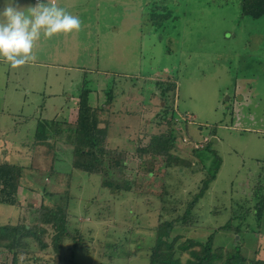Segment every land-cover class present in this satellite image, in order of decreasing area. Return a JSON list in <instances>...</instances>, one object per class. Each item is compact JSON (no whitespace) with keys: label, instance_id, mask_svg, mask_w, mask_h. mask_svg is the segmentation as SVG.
Here are the masks:
<instances>
[{"label":"rangeland","instance_id":"rangeland-1","mask_svg":"<svg viewBox=\"0 0 264 264\" xmlns=\"http://www.w3.org/2000/svg\"><path fill=\"white\" fill-rule=\"evenodd\" d=\"M55 4L78 16L81 30L41 37L36 61L19 69L0 60V161L25 167L19 203H0V223L31 222L30 207L50 204L44 188L70 186L72 192L71 235L61 254L33 247L23 253L24 264H149L150 247L163 232L157 227L184 213L219 158L216 177L193 211L195 226H177L173 233L199 241L212 236L224 252L264 259V16L243 15L241 0ZM154 13L168 17L156 22ZM168 78L176 88L163 97L157 81ZM84 80L94 107L115 89L112 113L102 117L111 122L110 145L133 152L131 176L137 145L170 128L177 136L173 152L192 165L168 167L166 180L158 171L147 189L152 194L113 193L101 175L73 168L72 147L63 140L35 144L38 123L48 122L52 131L54 118L75 121ZM213 137V151L203 150ZM194 148L206 156L202 163ZM164 181L167 193L160 197ZM74 234L81 241L77 249ZM19 258L0 250V264H20Z\"/></svg>","mask_w":264,"mask_h":264},{"label":"trees","instance_id":"trees-1","mask_svg":"<svg viewBox=\"0 0 264 264\" xmlns=\"http://www.w3.org/2000/svg\"><path fill=\"white\" fill-rule=\"evenodd\" d=\"M167 8L165 4L162 9ZM242 14L252 18L264 16V0H241ZM153 19H166L168 14H152ZM151 16V17H152ZM160 92L164 97L171 89L176 88V81L172 78L157 81ZM115 89L110 87L105 93L107 96L105 104L95 106L90 102L92 89L84 80L77 103V117L75 121L56 120L51 121L52 131L47 129L48 122L38 123L36 130L35 144L54 143L58 139L72 147V166L75 169L88 173L101 175L102 186L113 193L131 191L146 194L153 192L147 190L150 186L151 177H158V171L164 180L168 173V167L191 166L192 162L187 158L173 152L176 147L177 136L174 129L168 132L152 134L146 145L138 144L134 153L137 158L135 173L131 176L132 168L129 165L133 152L119 147H112L109 142L108 131L111 125L109 118L102 117L103 112L108 110V115L112 113V101ZM166 101V100H165ZM109 106V107H108ZM165 116L168 110L165 111ZM172 116V115H171ZM172 116V120H173ZM105 122V125L101 124ZM171 121L169 120V123ZM213 142L208 139L203 145V150L213 151ZM200 149H195L199 157V163L205 160L204 155H200ZM216 157V156H215ZM215 171L208 173L202 180V185L193 197L187 202L183 214L177 215L168 220H164L157 230H162L157 234L155 243L150 247L149 264H264L262 258H245L240 250L230 252L215 248L213 237L207 241H199L197 238H185L182 233H173L177 226H195L193 213L200 199L206 194L211 181L216 177V172L220 166V158L216 159ZM163 163L157 166V162ZM25 167L7 161H0V203L7 205H17L18 189L22 182ZM58 175L63 172L55 171ZM66 179L72 178V171L66 173ZM160 197L167 193L165 181L162 184ZM42 197L50 204L43 202L38 207H30L31 222L25 220L17 223H0V250L13 253L15 261L21 253H29L33 247L43 251L49 250L54 254H61L64 241L71 235L69 228V204L72 199L70 186L65 190L57 192L44 188ZM224 227H229L226 225ZM51 236V243L46 239ZM74 234L73 248L80 247V242ZM237 249V248H236ZM185 253L188 257L183 258ZM185 257V256H184ZM73 264H76L75 262Z\"/></svg>","mask_w":264,"mask_h":264},{"label":"clouds","instance_id":"clouds-1","mask_svg":"<svg viewBox=\"0 0 264 264\" xmlns=\"http://www.w3.org/2000/svg\"><path fill=\"white\" fill-rule=\"evenodd\" d=\"M81 19L49 0H3L0 5V60L19 69L36 61L34 53L41 37L78 33ZM25 255L20 254V264Z\"/></svg>","mask_w":264,"mask_h":264},{"label":"water","instance_id":"water-1","mask_svg":"<svg viewBox=\"0 0 264 264\" xmlns=\"http://www.w3.org/2000/svg\"><path fill=\"white\" fill-rule=\"evenodd\" d=\"M215 140H217V138L213 137L212 141H215Z\"/></svg>","mask_w":264,"mask_h":264},{"label":"crops","instance_id":"crops-1","mask_svg":"<svg viewBox=\"0 0 264 264\" xmlns=\"http://www.w3.org/2000/svg\"><path fill=\"white\" fill-rule=\"evenodd\" d=\"M52 3H55V0H53ZM77 100H78V99H77Z\"/></svg>","mask_w":264,"mask_h":264}]
</instances>
